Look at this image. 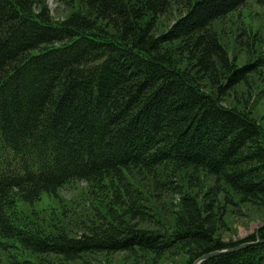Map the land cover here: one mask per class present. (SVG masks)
Masks as SVG:
<instances>
[{
    "label": "trees",
    "instance_id": "16d2710c",
    "mask_svg": "<svg viewBox=\"0 0 264 264\" xmlns=\"http://www.w3.org/2000/svg\"><path fill=\"white\" fill-rule=\"evenodd\" d=\"M59 1L61 21L49 0H0L5 264H193L247 243L201 264H264V222L224 239L228 214L264 219V126L249 91L224 105L261 61L239 66L214 28L249 0ZM77 183L69 210L33 212Z\"/></svg>",
    "mask_w": 264,
    "mask_h": 264
},
{
    "label": "rangeland",
    "instance_id": "374dc122",
    "mask_svg": "<svg viewBox=\"0 0 264 264\" xmlns=\"http://www.w3.org/2000/svg\"><path fill=\"white\" fill-rule=\"evenodd\" d=\"M49 7L53 17L61 21L72 10L67 3L58 2V0H49ZM175 15H171L169 21L162 18L160 22V31L166 30L171 22L175 19ZM215 30L220 34L221 44L229 49L232 57H236L239 66H243L248 60L252 62L261 61V65L256 67V74L250 75L247 85H239L232 96L226 100L224 105H237L236 97H242L244 93L249 91L248 99L250 107L253 109L254 117L264 126V6L260 0H249L243 7L236 12L230 14L225 19L215 23ZM256 35V40L253 42V37ZM249 42V47L246 44ZM246 44V46H245ZM206 184L214 183L209 176L203 175ZM85 184L77 183L71 187L60 190L58 199L43 196L41 201L37 202L33 207V212L41 217L46 214V209L55 207L59 209L61 206L69 207L73 203L81 201V196ZM22 208V206H20ZM245 216H236L228 214L227 230L224 233L226 241H236L244 239L257 231L263 224L264 219L258 215V208L246 206L240 209ZM31 212V211H30ZM262 216V215H261ZM183 252L174 255H167L164 260L158 261L159 264H183L185 261ZM152 258V257H150ZM5 255L0 253V264H5ZM95 264H151L149 261H138L127 252H119L110 256H100Z\"/></svg>",
    "mask_w": 264,
    "mask_h": 264
},
{
    "label": "water",
    "instance_id": "95a60500",
    "mask_svg": "<svg viewBox=\"0 0 264 264\" xmlns=\"http://www.w3.org/2000/svg\"><path fill=\"white\" fill-rule=\"evenodd\" d=\"M253 244H256V243H247V244L241 245L239 248H235L234 250H238V249H241V248H245V247H247V246H251V245H253ZM232 250H233V249L222 250V251L215 252V253H213V254H214V255H215V254L218 255V254H221V253L230 252V251H232ZM234 250H233V251H234ZM214 255H212V253H211V254H208V255H204V256H202L200 259L196 260L193 264H201L202 262L206 261L208 258H210V257H212V256H214Z\"/></svg>",
    "mask_w": 264,
    "mask_h": 264
}]
</instances>
